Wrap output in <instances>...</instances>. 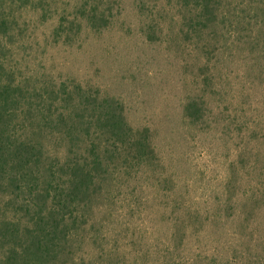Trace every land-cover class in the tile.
Masks as SVG:
<instances>
[{
    "label": "rangeland",
    "instance_id": "374dc122",
    "mask_svg": "<svg viewBox=\"0 0 264 264\" xmlns=\"http://www.w3.org/2000/svg\"><path fill=\"white\" fill-rule=\"evenodd\" d=\"M204 2L214 23L191 33ZM3 7L15 18L19 72L114 99L134 129L151 130L156 157L116 170L96 206L105 235L77 258L264 264V0ZM67 19L73 26L57 30Z\"/></svg>",
    "mask_w": 264,
    "mask_h": 264
},
{
    "label": "trees",
    "instance_id": "16d2710c",
    "mask_svg": "<svg viewBox=\"0 0 264 264\" xmlns=\"http://www.w3.org/2000/svg\"><path fill=\"white\" fill-rule=\"evenodd\" d=\"M197 9L191 33L207 27L204 19L214 23L209 2ZM7 10L0 9V264H90L77 256L105 235L96 206L120 165L138 172L156 157L151 130L134 129L114 99L19 72Z\"/></svg>",
    "mask_w": 264,
    "mask_h": 264
}]
</instances>
